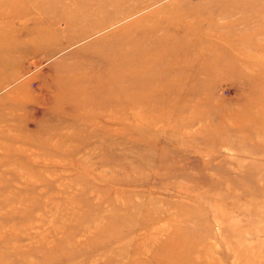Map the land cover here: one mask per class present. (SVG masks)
Instances as JSON below:
<instances>
[{
    "label": "rangeland",
    "instance_id": "374dc122",
    "mask_svg": "<svg viewBox=\"0 0 264 264\" xmlns=\"http://www.w3.org/2000/svg\"><path fill=\"white\" fill-rule=\"evenodd\" d=\"M8 31L0 264H165L185 235L264 264V0H0Z\"/></svg>",
    "mask_w": 264,
    "mask_h": 264
},
{
    "label": "bare ground",
    "instance_id": "6f19581e",
    "mask_svg": "<svg viewBox=\"0 0 264 264\" xmlns=\"http://www.w3.org/2000/svg\"><path fill=\"white\" fill-rule=\"evenodd\" d=\"M11 14V13H10ZM3 15V14H2ZM224 17H226L228 15V12H225L222 14ZM113 20V19H112ZM115 21V20H114ZM111 22V21H110ZM113 22V21H112ZM105 25V24H103ZM106 28V27H105ZM100 29V27H94V28H90L89 31H87L85 34H78L75 36V38H72L71 40H65L66 43H64L65 46H69L71 44H73L74 42H77L79 41L80 39L88 36V35H92L93 33L95 32H98V30ZM88 30V29H87ZM6 41L10 44V46L8 48H2L3 46H1L0 50L4 49L3 51H10V52H18L19 55H17L16 58H20V57H25L27 55V51H29V48H26L25 46H22V45H19L17 44V38H16V35L13 36V33H8L4 34V35H1L0 34V44L2 43H6ZM87 47H90L87 46ZM31 48V47H30ZM31 51V50H30ZM9 52V53H10ZM14 55V54H12ZM14 58H8V64L6 62V60L4 59L3 61L0 62V75H3V70L5 66L9 65L10 66V63L12 61V63H15ZM87 62H88V59H87ZM86 64V63H85ZM84 66V65H83ZM91 67V65L89 64L88 65V68ZM87 68V69H88ZM11 74L10 75H7L2 81V84L0 85V88L2 87V85H7L8 83H10L11 80H13V78H11ZM84 80H88L87 78H85ZM84 99V98H83ZM97 99V98H96ZM75 100V99H74ZM78 102V100H76ZM82 101V100H81ZM84 102V101H83ZM82 102V103H83ZM75 103V102H74ZM82 103H79L78 102V105L82 106ZM85 105V104H84ZM78 106V107H80ZM76 108V107H75ZM115 214V213H114ZM119 218V217H118ZM110 222H112L113 220L110 219L109 220ZM109 222V223H110ZM113 223H110L109 225H112ZM130 228V227H128ZM127 228V229H128ZM134 228V227H133ZM122 229V228H121ZM121 230V231H127V232H131L133 229H128V230ZM115 231H111L110 233H106V236L105 238L103 239V244L107 245L109 242H112L114 240H117V239H120L121 236L118 234H113ZM123 236V235H122ZM185 238L187 237V235L184 236ZM185 238L184 240H182L183 242H185ZM180 245H167L165 248H162V253H168L169 256L167 257H163L162 259L164 258H167L168 259V262L165 263V264H190L192 262H194L195 264H209V259H207V255H208V252L205 250V249H198L196 248L195 246H192L191 248L188 247V245H192L193 243L194 244H197V241L196 240H192L190 243L189 241H186L185 243H183ZM87 245V244H86ZM188 247V248H187ZM161 250V249H160ZM204 257L205 260L201 261V258L200 257ZM199 258V259H196V258ZM156 258V257H155ZM154 258V259H155ZM211 260V259H210ZM140 261V259H139ZM161 261V260H160ZM170 261V263H169ZM156 262V261H155ZM163 262V261H162ZM161 262V263H162ZM166 262V261H165ZM201 262V263H199ZM160 263V262H159ZM164 263V262H163ZM155 264V263H153Z\"/></svg>",
    "mask_w": 264,
    "mask_h": 264
}]
</instances>
